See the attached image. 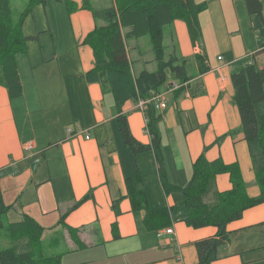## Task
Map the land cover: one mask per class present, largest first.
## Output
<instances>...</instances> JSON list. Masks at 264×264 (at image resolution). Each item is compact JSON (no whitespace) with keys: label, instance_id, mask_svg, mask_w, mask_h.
Here are the masks:
<instances>
[{"label":"crops","instance_id":"1","mask_svg":"<svg viewBox=\"0 0 264 264\" xmlns=\"http://www.w3.org/2000/svg\"><path fill=\"white\" fill-rule=\"evenodd\" d=\"M260 1L264 18V0ZM195 2L206 4L199 17L201 41L192 44L188 28L181 20L176 22L182 23L187 32V46L181 51L177 45L173 49L175 38L171 40L173 53L188 59L194 73H188L191 78L186 88L165 96L167 108L158 111L162 115L159 131L170 180L181 186L191 180L193 164L204 147L240 127L230 79L235 63L255 55L264 67L263 26L256 16L249 14L245 0ZM113 3L114 0L66 2L67 7H72L71 34L58 30L59 37H53V44H60L59 48L54 47L52 59H56L58 49L67 53L76 46L80 59V73L73 72L76 76H59L55 85L48 83L42 91L37 79L32 77L25 82L21 74V56L29 51L17 56L23 95L10 98L8 90L0 85V194L5 204L12 207L10 221L18 222L28 216L44 228L42 238L47 253L60 256L61 264H198L195 243L215 237L217 228L189 226L184 221V207L180 214L172 213L167 227L156 231L146 228V211L133 209L127 179L138 171L142 173L152 208L179 205L182 196L166 195L153 151L135 156L123 144L113 94L103 92L99 83H90L86 78L94 67V52L84 43L97 24L93 11ZM36 34L30 37L38 39L40 34ZM139 42H127L131 59L133 49L139 53L137 63L133 64L137 73L148 70L150 62H154L153 55L150 60L140 57L143 47ZM198 55L204 58L205 73L200 72ZM168 78L161 92L175 80L169 73ZM171 97L176 100L174 106L168 102ZM209 112L213 125L206 127ZM123 114L136 140L150 145L148 119L137 103L126 102ZM203 127L207 128L205 133ZM28 142L33 143L32 150L25 149ZM223 142L210 148L207 159L221 157L227 164L238 162L248 194L259 196L243 134L226 137ZM231 187L229 174L217 176L216 191ZM114 223L118 236L113 231ZM168 228H173L172 234L165 233ZM227 230L229 239L220 246L219 257L212 264H264V203L246 210ZM158 232H163V236L158 237Z\"/></svg>","mask_w":264,"mask_h":264},{"label":"trees","instance_id":"2","mask_svg":"<svg viewBox=\"0 0 264 264\" xmlns=\"http://www.w3.org/2000/svg\"><path fill=\"white\" fill-rule=\"evenodd\" d=\"M45 3L46 0H30V7L15 20L11 0H0V85L8 90L10 98L23 95L17 56L27 54L30 40L36 39L25 35V20L32 14L35 5ZM245 4L249 14L259 19L264 31L262 2L245 0ZM83 7L88 8V5ZM205 9L206 4H197L195 0H114L110 7L93 11L94 18L102 24H97L84 41L94 52V67L87 73V81L99 83L103 92L113 94L123 144L135 156L153 151L164 191L166 195L181 193V207L187 210L184 221L189 226L195 229L217 228L215 237L195 243L198 264H212L217 260L220 246L229 239L227 226L241 219L246 210L264 203V67L259 65L255 55L249 56L235 63L230 77L233 102L241 120L240 127L231 135L243 134V140L248 144L255 182L260 189L257 197L248 194L238 162L227 164L221 157L210 161L205 153L194 162L193 176L186 186L173 184L159 131L162 115L153 104L147 105V129L152 139L150 145H144L130 132L123 107L128 101L138 103L140 99L146 100L154 93H160L169 79L168 73L175 80L187 83L191 77L186 65L179 64L182 58L174 53L167 55L164 30L176 20H181L188 28L192 44H199L202 38L199 17ZM144 36L150 39L156 70L137 73L127 42ZM261 52L264 53V42ZM198 61L200 72L205 73L204 58L198 55ZM220 174H229L232 184L230 189L222 192L215 188ZM127 186L133 209L146 211L144 224L147 229L156 231L169 225L172 213L179 208L177 205L152 208L140 171L127 179ZM11 208L0 194L1 264H61L60 256L47 253L42 238L44 228L28 216L18 222L10 221L8 214ZM114 208L118 214L117 203ZM113 231L118 236L116 223L113 224ZM2 239L8 240V246L2 244Z\"/></svg>","mask_w":264,"mask_h":264},{"label":"rangeland","instance_id":"3","mask_svg":"<svg viewBox=\"0 0 264 264\" xmlns=\"http://www.w3.org/2000/svg\"><path fill=\"white\" fill-rule=\"evenodd\" d=\"M13 1H14L12 4L13 16L16 20H18L21 17L22 13L28 7H30V0H13ZM86 2L89 3V0H86ZM97 6H98L97 4H93L94 8H97ZM71 10L72 7L70 5H68L67 7L65 0H46L45 4H39L35 6V9L33 8V12L31 16L27 18V25L26 27H24L25 35L26 36L37 35L36 32H38L40 35L38 39L30 40L29 54L21 56V63H20L21 74L25 82H27V80L32 77L37 79V83L42 88V91L44 90V87L48 83H50L51 85H55L56 82L55 78H58L59 76L73 77L76 76V74L73 72L80 73L78 68L80 59L77 53L76 46L74 50L72 49L73 52L72 50H70L69 52L64 53L63 50L58 49L56 59H52L55 54L54 47L59 48V44H60L59 41L56 44H53L54 43L53 37L56 38L59 37L58 30L64 29L67 32L69 31L71 34L72 25L69 18L70 15L69 12ZM96 23L100 24L99 21H97ZM164 32H165V44H166L167 54L173 53L172 48L175 49L176 45L177 48L180 49V51L183 47L187 46L186 44L187 32L184 31V26L182 23H177L175 21L173 24L166 26ZM172 38H175L176 44H174L175 46L171 48ZM71 39L74 45L75 42L72 36ZM132 40L136 41L138 39H132ZM139 41H140L139 43L143 47L142 55H140V57L143 56L145 60L152 59V55L154 57V54L152 51V46L149 37L148 36L141 37L139 38ZM131 45H133V42H131ZM133 50L131 51L132 59L134 60V64H136L137 59L139 58V53L136 52V49ZM169 50H171V52H169ZM181 58L182 61H180L179 64L186 65L188 73L192 75L194 73V69L190 64V61L184 58V56ZM150 64L152 66H149L148 71L150 70V72H153L156 69L155 62L153 63L150 62ZM136 69L139 70L140 67L136 66ZM182 93H184V91H182L181 94ZM168 102H170L171 106H174L176 104L175 103L176 100L173 99L172 97L168 100ZM200 111L201 110H199L198 112ZM237 111L238 110H236L238 117L239 113ZM209 116H210V112L205 117L206 127L213 125V122L210 120ZM206 127H203L204 133L205 130L207 129ZM214 128L217 127L214 126ZM227 134L228 135H223L218 140H215L214 143H212V146L220 145L226 137H231L234 135V134L231 135V131H229ZM212 146L210 145L204 147L202 153L205 154L208 153L211 150L210 148ZM179 195H181V193H179ZM177 206L179 208L175 213L176 215L180 214L181 212V203L180 205ZM1 242L4 246H8L9 242L7 239H2Z\"/></svg>","mask_w":264,"mask_h":264},{"label":"built area","instance_id":"4","mask_svg":"<svg viewBox=\"0 0 264 264\" xmlns=\"http://www.w3.org/2000/svg\"><path fill=\"white\" fill-rule=\"evenodd\" d=\"M219 59H222V57H219ZM186 83H181L177 80L171 81L166 85V89L164 92L160 93H154L149 99H140L139 102L137 103L138 108L141 109L144 114L145 110L148 104H153L156 110H164L167 108V101L165 99V96L168 93H174L177 92L178 90H181L183 88H186ZM87 139H89V135L86 136ZM25 149L26 150H32L33 149V144L32 142H28L25 144ZM166 234H172L173 233V228H168L165 231ZM163 232H158V237H162Z\"/></svg>","mask_w":264,"mask_h":264}]
</instances>
